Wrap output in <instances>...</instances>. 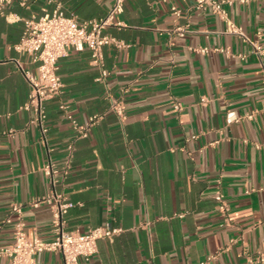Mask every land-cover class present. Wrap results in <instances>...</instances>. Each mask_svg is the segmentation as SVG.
I'll list each match as a JSON object with an SVG mask.
<instances>
[{
	"label": "crops",
	"instance_id": "1",
	"mask_svg": "<svg viewBox=\"0 0 264 264\" xmlns=\"http://www.w3.org/2000/svg\"><path fill=\"white\" fill-rule=\"evenodd\" d=\"M62 1L84 21L106 15L115 0ZM28 4L13 0L0 12V247L13 242L18 220L29 236L54 238L51 207L30 202L55 188L74 203L67 230L123 229L79 264H196L209 257L206 264H264L257 260L264 254V60L253 45L195 0H124L116 16L122 25L108 32L128 46L109 44L104 55L108 87L124 92L126 120L109 111L91 51L71 49L59 61L63 92L45 103L43 135L23 108L30 86L17 61L33 72L37 65L14 46L23 19L52 6ZM225 8L264 46V0ZM60 102L81 122L101 116L88 137L75 139ZM48 162L59 169L55 186L43 171ZM61 262L58 252L36 257V264ZM0 264L9 257L0 256Z\"/></svg>",
	"mask_w": 264,
	"mask_h": 264
},
{
	"label": "built area",
	"instance_id": "2",
	"mask_svg": "<svg viewBox=\"0 0 264 264\" xmlns=\"http://www.w3.org/2000/svg\"><path fill=\"white\" fill-rule=\"evenodd\" d=\"M12 1L0 0V12ZM42 1L52 6L51 11L39 17L32 15L24 18L21 38L14 46L19 53L30 56L31 62L37 65L36 72H33L25 69L17 61L19 69L30 86L29 96L23 108L33 113L31 122L41 126L43 135L47 133L48 129L44 125L48 116L45 103L48 99L61 95L64 89V83L59 74V61L68 56L71 49L83 50L84 48L91 51L90 64L95 66L99 72L97 81L106 87L105 96L109 103V111L121 122H124L127 118L124 92L121 91L117 94L108 87L111 70L106 65L104 55V47L109 44L121 48L128 46L127 43L108 32L110 27L122 25L116 20V16L123 11L124 0H115L111 9L103 17L84 21L78 20L73 14H68L62 0ZM234 1L246 4L256 0H195V6L199 10L211 9L226 21L228 32L238 34L245 41L251 43L256 53L264 60V46L257 40L251 39L240 26L228 17L225 6ZM18 2L23 7L29 6L28 0H18ZM172 10L177 16L181 14L175 5L172 6ZM177 30L181 36L186 33L182 27ZM256 35L261 37L262 31H258ZM59 107L71 123L75 139L88 137L91 127L101 118L96 114L90 116L86 122H81L70 113L67 103L60 102ZM175 108L180 110L181 104L175 103ZM74 151L75 145L70 143L67 146V162L69 164L73 159ZM43 171L55 186L59 176V169L56 165L48 162L44 165ZM215 199L218 202L219 210L227 214L229 205L221 191L217 192ZM43 203L51 207L54 238L44 240L38 236H29L25 231L23 221L18 220L14 226L13 242L8 246L0 247V256H8L10 264H36L37 255L44 251L60 253L62 255L60 264H79L80 258L88 260L97 253L99 241H112L123 231L122 228L112 226L110 223L90 227L85 231L67 230L65 216L74 203L55 188L49 194L31 200L30 205L38 207ZM13 210L20 213L21 205H15ZM207 260L196 264H206ZM257 260L264 263V254H259Z\"/></svg>",
	"mask_w": 264,
	"mask_h": 264
}]
</instances>
